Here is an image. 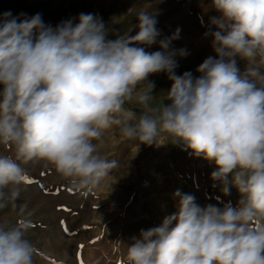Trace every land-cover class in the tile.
Masks as SVG:
<instances>
[{
  "label": "clouds",
  "instance_id": "clouds-1",
  "mask_svg": "<svg viewBox=\"0 0 264 264\" xmlns=\"http://www.w3.org/2000/svg\"><path fill=\"white\" fill-rule=\"evenodd\" d=\"M211 5L220 15L204 35L215 55L197 67L198 76L175 72L176 57L189 54L170 48L179 29L159 41V51H146L160 35L155 12L139 11L135 35L115 39L93 14L53 27L40 13H3L0 145L14 152L0 153V210L18 207L21 165H50L87 195L119 167L97 151L106 131L116 126L126 140L149 146L166 133L181 150L214 163L211 179L225 195L234 186L241 198L235 207L201 206L177 190L176 211L132 238L124 264H264V0ZM237 58L246 62L243 71ZM159 73L172 85L168 103L152 108L148 78ZM133 102L142 109L138 118L125 107ZM24 211L15 224L0 220V264H34Z\"/></svg>",
  "mask_w": 264,
  "mask_h": 264
},
{
  "label": "rangeland",
  "instance_id": "rangeland-1",
  "mask_svg": "<svg viewBox=\"0 0 264 264\" xmlns=\"http://www.w3.org/2000/svg\"><path fill=\"white\" fill-rule=\"evenodd\" d=\"M15 1L7 0L6 5L13 17L23 19L40 13L44 23L53 27L69 18H78L81 13L93 14L109 27L108 39L135 35L136 29L132 27L137 23V13L155 12L160 35L146 51H159V41L179 29V38L171 41L170 48H184L189 54L176 57L177 75L192 72L198 76L197 67L205 58L215 55L211 35H204L216 30L210 18L220 15L211 0H18L17 9L22 16L12 8ZM237 63L243 71L246 62L237 58ZM148 79L155 83V98L149 106L159 108L168 103L172 81L164 73ZM138 91H146V87L141 86ZM125 107L137 118L142 112L134 102ZM97 151L102 157L118 160L119 167L87 195L73 190L50 165H21L25 178L32 183L25 179L18 207L8 208L19 213V208L24 207V216L31 221L27 238L36 249L34 264H124L132 238H139L141 229L159 226L176 211L173 193L177 190L194 195L201 206L223 207L231 202L235 207L241 198L234 186L225 195L218 182L211 179L214 163L191 155L190 150H181L166 133L149 146L126 140L113 126L97 142ZM13 152L14 149L0 145V153Z\"/></svg>",
  "mask_w": 264,
  "mask_h": 264
},
{
  "label": "crops",
  "instance_id": "crops-1",
  "mask_svg": "<svg viewBox=\"0 0 264 264\" xmlns=\"http://www.w3.org/2000/svg\"><path fill=\"white\" fill-rule=\"evenodd\" d=\"M17 1H15L14 3V7L12 6V8H14V12L20 16L21 15V12L17 9ZM0 2L2 3V6L0 7V17H2L3 13L5 12H11V14L13 13L12 10H10L6 5H7V0H0ZM13 16V15H12ZM10 208H5V209H2L0 210V220H5L7 221L10 225L12 224H15L18 219H19V215L18 213L15 211V212H11L9 211Z\"/></svg>",
  "mask_w": 264,
  "mask_h": 264
},
{
  "label": "snow or ice",
  "instance_id": "snow-or-ice-1",
  "mask_svg": "<svg viewBox=\"0 0 264 264\" xmlns=\"http://www.w3.org/2000/svg\"><path fill=\"white\" fill-rule=\"evenodd\" d=\"M25 179L27 180V178H25ZM27 182H28V183H32V181H30V180H27Z\"/></svg>",
  "mask_w": 264,
  "mask_h": 264
},
{
  "label": "bare ground",
  "instance_id": "bare-ground-1",
  "mask_svg": "<svg viewBox=\"0 0 264 264\" xmlns=\"http://www.w3.org/2000/svg\"><path fill=\"white\" fill-rule=\"evenodd\" d=\"M62 0H58V1H56V2H61ZM62 240H65V239H62Z\"/></svg>",
  "mask_w": 264,
  "mask_h": 264
}]
</instances>
